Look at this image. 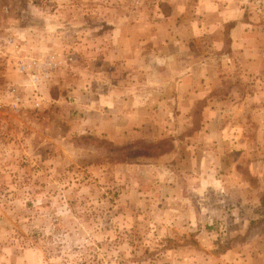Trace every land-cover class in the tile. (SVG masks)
I'll return each mask as SVG.
<instances>
[{"label": "rangeland", "instance_id": "1", "mask_svg": "<svg viewBox=\"0 0 264 264\" xmlns=\"http://www.w3.org/2000/svg\"><path fill=\"white\" fill-rule=\"evenodd\" d=\"M235 17L255 69L221 67ZM3 26L37 80L0 57V264H264V0H14ZM208 104L239 128L195 135Z\"/></svg>", "mask_w": 264, "mask_h": 264}, {"label": "crops", "instance_id": "2", "mask_svg": "<svg viewBox=\"0 0 264 264\" xmlns=\"http://www.w3.org/2000/svg\"><path fill=\"white\" fill-rule=\"evenodd\" d=\"M247 24L239 20V17L232 19V25L229 30V52H224L226 54V61H222V66L227 69H230L233 65L236 66L237 70L245 69H255L259 65V50L258 46L255 45L257 36L251 29L247 28ZM224 63V64H223ZM203 65V64H201ZM204 66H207L206 64ZM201 67H198V70ZM220 68L218 65L217 69ZM211 68L210 70H212ZM182 75L179 74V81H176L177 88L180 90L181 95H179V106L186 108L185 103L189 102L191 106L193 103L198 100L199 95L196 94L198 91L196 86L199 85L197 79L193 76V70L185 67L184 71H181ZM209 79L205 81L208 85ZM204 83V84H205ZM182 87V88H181ZM193 87H195L193 89ZM186 92L185 95H183ZM198 96V97H196ZM197 102V101H196ZM209 103V102H208ZM180 110V109H178ZM227 111V109L225 110ZM182 115L184 110H181ZM226 112L221 110H216L213 108V104L204 107L201 116L203 117V122L200 127V130L194 131L195 135H204L205 133H210L215 135L216 132L220 129H225L228 127L225 132L231 131L232 133L239 128L237 121L231 118L229 115L226 116ZM228 113V112H227ZM181 114V113H180ZM236 117V116H235Z\"/></svg>", "mask_w": 264, "mask_h": 264}, {"label": "built area", "instance_id": "3", "mask_svg": "<svg viewBox=\"0 0 264 264\" xmlns=\"http://www.w3.org/2000/svg\"><path fill=\"white\" fill-rule=\"evenodd\" d=\"M14 0H0V57L4 58L7 56V49H11L15 56H10L12 59V63L14 64V67L16 71L21 75H28L31 79V81L37 80V75L30 74L32 71L30 69L31 64L27 61L32 60L29 58L22 57L19 55L20 53V43L16 41L14 36L12 34H9V30L6 29L3 26V22L6 19L7 15L10 13L11 4ZM50 62L47 61V65ZM32 64H35L34 62ZM47 76V74H46ZM0 95H3L4 93L6 96L10 99H12V106H16L17 103L21 100L18 90H16L12 85H6L2 90H0ZM2 107V104L0 102V108Z\"/></svg>", "mask_w": 264, "mask_h": 264}]
</instances>
